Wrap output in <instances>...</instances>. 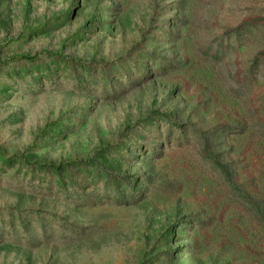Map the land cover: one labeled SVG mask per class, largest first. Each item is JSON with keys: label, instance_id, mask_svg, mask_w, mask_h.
Returning <instances> with one entry per match:
<instances>
[{"label": "rangeland", "instance_id": "rangeland-1", "mask_svg": "<svg viewBox=\"0 0 264 264\" xmlns=\"http://www.w3.org/2000/svg\"><path fill=\"white\" fill-rule=\"evenodd\" d=\"M0 264H264V0H0Z\"/></svg>", "mask_w": 264, "mask_h": 264}, {"label": "trees", "instance_id": "trees-1", "mask_svg": "<svg viewBox=\"0 0 264 264\" xmlns=\"http://www.w3.org/2000/svg\"><path fill=\"white\" fill-rule=\"evenodd\" d=\"M44 54H45V56L48 57V58H51V57L57 56V55L52 54V53H49V52H45ZM19 59H20V60H25V61H27V62H29V63H36L37 61H39V60H37V59H34L33 57L31 58V57H28V56H21V57H19ZM63 59L65 60V59H67V58H63ZM76 163H82V162H81V161H77V162H73V163H70V164L65 165V166H72V165H74V164H76ZM108 177L111 178L110 175H108L107 178H108ZM117 179H119V178L117 177ZM121 179H123V178L121 177Z\"/></svg>", "mask_w": 264, "mask_h": 264}]
</instances>
